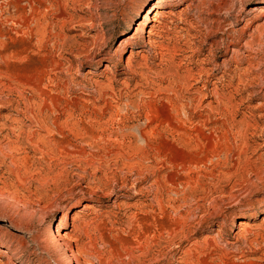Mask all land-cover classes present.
<instances>
[{
	"label": "rangeland",
	"instance_id": "obj_1",
	"mask_svg": "<svg viewBox=\"0 0 264 264\" xmlns=\"http://www.w3.org/2000/svg\"><path fill=\"white\" fill-rule=\"evenodd\" d=\"M158 1L0 0V264H264V0Z\"/></svg>",
	"mask_w": 264,
	"mask_h": 264
},
{
	"label": "bare ground",
	"instance_id": "obj_2",
	"mask_svg": "<svg viewBox=\"0 0 264 264\" xmlns=\"http://www.w3.org/2000/svg\"><path fill=\"white\" fill-rule=\"evenodd\" d=\"M160 1H162V0H159L158 2H160ZM164 1V0H163ZM157 11V10H156ZM159 12V11H158ZM165 13V12H164ZM170 15V14H169ZM162 16V15H161ZM160 17V16H159ZM158 17V15H156V19H158L159 18ZM156 19H154V18H151V16H150V11L147 13V15H146V20H151V21H157ZM172 23V22H171ZM129 40H132L133 39V37H129L128 38ZM151 43H153V42H151ZM150 44V43H149ZM85 210H90V209H92V206L91 205H86L85 207ZM67 219H68V216L66 217ZM240 226H241V229L242 230H247V228H249V223L247 222V221H244V222H241L240 223ZM0 245L2 246V242H1V240H0ZM4 245V244H3Z\"/></svg>",
	"mask_w": 264,
	"mask_h": 264
}]
</instances>
